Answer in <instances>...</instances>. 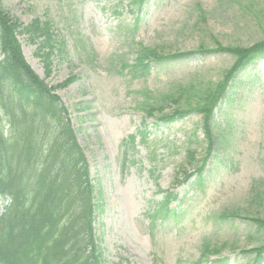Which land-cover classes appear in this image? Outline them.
I'll list each match as a JSON object with an SVG mask.
<instances>
[{
    "label": "rangeland",
    "instance_id": "obj_1",
    "mask_svg": "<svg viewBox=\"0 0 264 264\" xmlns=\"http://www.w3.org/2000/svg\"><path fill=\"white\" fill-rule=\"evenodd\" d=\"M136 1L0 3L24 26L51 27L57 47L47 79L42 40L18 37L41 78L55 86L75 77L57 94L101 193L94 226L105 264H253L249 251L264 245V59L235 77L214 110L209 157L201 113L159 118L196 108L235 61L200 51L264 40V0ZM146 50L191 56L147 58L149 73H132ZM130 136L134 145L124 147ZM203 163L201 181L184 182ZM164 192L177 200L169 216L153 219Z\"/></svg>",
    "mask_w": 264,
    "mask_h": 264
},
{
    "label": "trees",
    "instance_id": "obj_2",
    "mask_svg": "<svg viewBox=\"0 0 264 264\" xmlns=\"http://www.w3.org/2000/svg\"><path fill=\"white\" fill-rule=\"evenodd\" d=\"M143 2L137 0L135 4L140 8ZM20 35H27L32 43L42 40L39 50L46 51V79L57 47L48 23L34 20L24 26L0 3V196L11 201L0 215V264H105L94 226L103 208L101 193L91 178L69 110L57 94L75 77L55 86L47 83L26 61ZM200 52L229 54L235 61L222 81L203 91L196 108L178 109L159 120L173 123L194 111L201 113L209 157L215 143L214 110L227 97L235 77L256 60L264 59V40L246 48L218 47ZM143 55L130 67L132 73H149L147 58L160 62L191 56L158 57L153 51L145 58ZM134 143L135 136L122 141L124 147ZM204 168L203 163L194 173L185 174L184 182L193 176L200 182ZM173 200L177 197L164 192L150 210L151 218L169 216ZM249 252L255 255L253 264L264 261V245Z\"/></svg>",
    "mask_w": 264,
    "mask_h": 264
}]
</instances>
